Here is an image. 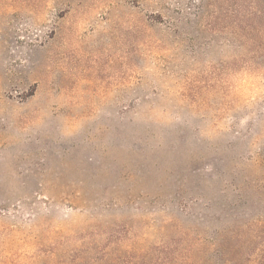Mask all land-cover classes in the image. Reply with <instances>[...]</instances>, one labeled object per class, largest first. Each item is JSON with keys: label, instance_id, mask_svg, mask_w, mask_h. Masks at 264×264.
I'll return each instance as SVG.
<instances>
[{"label": "rangeland", "instance_id": "1", "mask_svg": "<svg viewBox=\"0 0 264 264\" xmlns=\"http://www.w3.org/2000/svg\"><path fill=\"white\" fill-rule=\"evenodd\" d=\"M0 264H264V0H0Z\"/></svg>", "mask_w": 264, "mask_h": 264}]
</instances>
